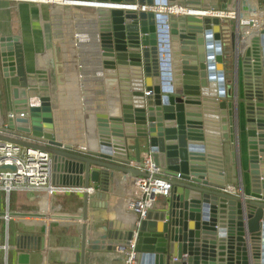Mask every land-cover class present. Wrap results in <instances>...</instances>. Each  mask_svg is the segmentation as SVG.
Wrapping results in <instances>:
<instances>
[{
  "label": "water",
  "instance_id": "1",
  "mask_svg": "<svg viewBox=\"0 0 264 264\" xmlns=\"http://www.w3.org/2000/svg\"><path fill=\"white\" fill-rule=\"evenodd\" d=\"M97 1L102 2L93 4L103 6L96 13L97 62L103 77L111 81L114 111L96 114V143L80 148L62 143L52 98L34 95L42 88L28 82L16 35L0 37V66L5 76H18L19 83L11 86L13 105L15 113L27 115L8 118L0 127V140L49 150L54 183L61 179L85 188L83 212L76 216L83 221L81 264L87 248H98L87 229L94 192H111L109 181L115 172L146 175L130 165L143 150L153 152L173 189L158 209L150 210L139 225L132 224L121 244L136 239L140 264H264V29L253 38L261 54L239 99L234 80L238 85L240 65L244 67V56L250 52L238 49L240 27L234 31L232 52L219 18L170 14L174 89L165 91L157 14L122 7L154 5L155 0ZM175 4L189 9L211 6L204 0H170ZM245 77L250 79L248 72ZM59 81L63 82L60 72ZM36 96L39 100L32 104ZM240 101L245 106L249 183L241 172L234 193L226 185L225 155L228 148L242 171ZM172 256L179 259L173 261Z\"/></svg>",
  "mask_w": 264,
  "mask_h": 264
},
{
  "label": "crops",
  "instance_id": "2",
  "mask_svg": "<svg viewBox=\"0 0 264 264\" xmlns=\"http://www.w3.org/2000/svg\"><path fill=\"white\" fill-rule=\"evenodd\" d=\"M83 1L91 2L0 0V37L18 36L28 82L32 86H42L41 91L33 92L34 95L51 96L58 137L62 143L79 148L96 143V114L114 111V90L108 89L110 79L103 75L101 78L94 76L98 59L94 58L96 54L92 49L98 39L95 38L98 33L96 13L97 8L103 6L93 2L102 1ZM191 11L186 7L181 13ZM226 22L232 30L239 26L237 18ZM253 40L247 47L250 52L244 56V67L240 65L238 85L234 80L239 99L247 90V80L252 81L254 61L261 54L258 40L255 43ZM88 46L91 49L85 50ZM56 48L60 49L59 53ZM71 55L75 56V61L70 58ZM72 62L79 71L74 72ZM98 68L101 70L100 66ZM59 72L63 82L59 81ZM246 72L250 79L245 77ZM77 74L80 76L76 77ZM18 83L17 75L5 76L0 66V127H4L8 114L15 112L11 86ZM240 103L241 124L245 129V106ZM245 141L246 134L243 132L242 171L237 161L232 162L230 150L225 155L226 185L230 190H236L240 184L241 172L249 183V174L243 170L249 165ZM55 184L78 190L57 192L50 197L45 190H13L10 193L0 190V264H81L78 255L81 252L82 221L76 216L83 212L84 191L79 190L82 186L64 184L61 179ZM124 186L113 184L118 192ZM118 192L96 190L93 194L87 229L88 238L98 248L86 249L85 264H124L126 254L121 244L126 241L135 219L126 210L124 194ZM164 198L166 196H159L153 209H158ZM7 214L11 217L6 218Z\"/></svg>",
  "mask_w": 264,
  "mask_h": 264
},
{
  "label": "built area",
  "instance_id": "3",
  "mask_svg": "<svg viewBox=\"0 0 264 264\" xmlns=\"http://www.w3.org/2000/svg\"><path fill=\"white\" fill-rule=\"evenodd\" d=\"M42 1L51 2L53 0ZM65 1L68 3L87 2L83 0ZM212 5H217V7H213ZM122 7H132L136 10L152 11L157 14L162 88L165 91H173L174 66L170 27L167 21L170 14L183 12L186 7H178L177 4L170 5V0H155L154 5L130 4L126 6L122 5ZM201 9L209 10L203 16L220 19V30L226 39L229 38L228 41L232 47V52L236 50L233 42L236 39L234 37V31L236 30L229 28L226 21L232 18L239 20L238 27H240V32L238 35L240 43L238 49L241 53L244 52L253 38L259 36L264 29V3L260 0H240V3L237 0H219V2L211 3V6ZM191 13L196 14L192 11ZM150 93L151 91L146 92V94ZM34 98L32 104L36 103V97ZM25 116V112L15 113L11 111L8 114V118L13 119ZM6 123L4 126H6ZM130 165L145 172L146 175L129 177L115 172L111 177L112 180L109 181V187L111 192H118L113 187V184L117 186L125 185L122 190L120 188L121 193L118 192V194H124L126 210L134 216L135 220L133 223L139 225L141 220L146 218L148 212L155 207L159 196L167 197L171 194L173 184L165 178L164 168L155 162L152 151L142 153L140 159L131 160ZM5 166H14V169L5 168ZM53 175L54 161L53 155L49 150L26 147L0 140V190L8 193L13 190H45L49 197L57 192L78 190L55 184ZM79 190L85 191V188L81 187ZM231 190L234 193L236 192L235 189ZM5 217L10 218L11 215L7 214ZM135 247V238L130 241L129 245L122 247L126 254L124 264H140ZM178 259L177 256H172L173 261H177Z\"/></svg>",
  "mask_w": 264,
  "mask_h": 264
},
{
  "label": "bare ground",
  "instance_id": "4",
  "mask_svg": "<svg viewBox=\"0 0 264 264\" xmlns=\"http://www.w3.org/2000/svg\"><path fill=\"white\" fill-rule=\"evenodd\" d=\"M58 1V0H57ZM47 2V1H46ZM87 2H91V1H87ZM94 3V2H93ZM108 5V4H107ZM109 6V5H108ZM209 10H206V9H197V10H193L192 12H194V13H196V15H200V16H203V15H205L207 12H208ZM181 13V12H180ZM231 20V19H230ZM221 24V23H220ZM220 24H218V26L220 25ZM96 36H97V33H96ZM95 38H97V37H95ZM93 45H95L94 46V48H92V49H94L95 50V54H96V56H94V58L95 57H98V53H99V43H97V44H93ZM84 48H86V47H84ZM83 48V49H84ZM88 49H85V50H89V49H91L89 46L87 47ZM72 49V48H71ZM75 56L74 55H71L70 56V58L71 59H73ZM73 61H75L74 59H73ZM71 66H72V68H73V70H74V72H76V71H79V68H78V66H74V62H72L71 63ZM91 66H92V68H94V65H92L91 64ZM98 66H100V65H98V62H97V65H96V67H97V69H94L95 70V73H94V76H97V77H99V78H101L102 77V72H101V70H99V68H98ZM80 67V66H79ZM91 75V74H90ZM80 76V74H77L76 75V77H79ZM39 87H37V88H39V89H41L42 88V86L41 85H38ZM37 102V101H36ZM92 119V118H91ZM91 122H92V120H91ZM94 250V249H93Z\"/></svg>",
  "mask_w": 264,
  "mask_h": 264
},
{
  "label": "rangeland",
  "instance_id": "5",
  "mask_svg": "<svg viewBox=\"0 0 264 264\" xmlns=\"http://www.w3.org/2000/svg\"><path fill=\"white\" fill-rule=\"evenodd\" d=\"M108 89H109V88H108ZM240 119H241V117H240ZM241 121L243 122V119H242ZM241 130H242V136H243V131L245 132V129H243V127H242V124H241ZM228 150H229V149L227 148V150H226V151L228 152ZM243 170H247V169H243ZM165 199H166V198H164V200H163V202H162V203H164V202H165ZM162 203H161V204H162Z\"/></svg>",
  "mask_w": 264,
  "mask_h": 264
}]
</instances>
